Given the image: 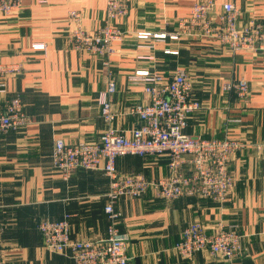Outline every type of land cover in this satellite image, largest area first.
I'll list each match as a JSON object with an SVG mask.
<instances>
[{
    "label": "crops",
    "instance_id": "crops-1",
    "mask_svg": "<svg viewBox=\"0 0 264 264\" xmlns=\"http://www.w3.org/2000/svg\"><path fill=\"white\" fill-rule=\"evenodd\" d=\"M108 0H24L18 10L0 15V62H21L23 71L7 78L0 106L15 94L29 118L18 131L0 134V225L6 264H74L68 254L49 251L38 228L42 219H62L68 213L72 238H103L109 223V178L102 170L78 169L67 180L52 167L55 137L69 143L98 140L107 124L101 117L99 96L112 77L117 85L112 108L114 126L129 132L139 124L131 108L147 102L142 83L130 82L137 70L154 69L171 76L186 69L194 98L201 108L188 118L185 132L205 139L236 137L264 140V55L231 52L209 37L155 39L171 32L177 20L190 14L196 0H121L127 14L119 20L126 31L115 43L109 65L101 58L74 49L68 38L69 12L82 13L83 24L99 28L105 22ZM233 1L246 20L264 15V0ZM116 22V21H115ZM150 34L139 38V33ZM43 46H36L41 45ZM169 50V51H167ZM110 72V76H109ZM245 78L250 98L240 100L223 84ZM169 157L123 154L121 173L157 178L169 173ZM191 164L183 169L189 173ZM234 185L223 203L208 197L183 195L168 200L149 189L140 197H121L119 229L127 237L132 264H264V159L246 146L229 159ZM194 221L206 232L219 223L242 235V250L233 260L197 252L182 258L173 246Z\"/></svg>",
    "mask_w": 264,
    "mask_h": 264
},
{
    "label": "built area",
    "instance_id": "built-area-1",
    "mask_svg": "<svg viewBox=\"0 0 264 264\" xmlns=\"http://www.w3.org/2000/svg\"><path fill=\"white\" fill-rule=\"evenodd\" d=\"M24 0H0V15H9L23 5ZM128 12L121 0H108L105 22L99 28H88L78 10L69 12L68 38L74 49L96 56L109 65V56L115 52V43L123 40L126 31L118 23ZM116 21V22H115ZM150 34L139 33V38ZM209 37L231 52L240 50L264 55V15L243 18L241 9L233 1L196 0L188 16L177 20V28L171 32L154 33L153 38ZM36 45V46H43ZM169 51V50H167ZM23 71L21 62H0V93L7 91V78ZM110 76V72H109ZM130 82L142 83L148 101L134 105L130 113L139 118V124L128 133L114 126L116 112L112 108L113 94L117 91L111 77L108 88L99 96L101 117L107 127L98 140L69 143L63 137H55L51 153L52 167L65 180L73 172L102 170L109 178V190L104 211L109 223L103 238H72L70 217L42 219L38 228L45 247L56 253L68 254L74 264H132L127 253L125 234L119 229L121 213L115 209L121 197H140L152 189L159 196L172 200L183 195L208 197L223 203L234 185L229 172L230 157L246 146L254 147L264 159V140L246 142L236 137L205 139L185 132L190 115L201 108L194 98L189 72L178 67L171 76L154 69L137 70L128 76ZM242 100L250 98V84L245 78L223 84ZM29 118L23 110L18 94L0 106V134L18 131L27 125ZM123 154L143 157H169V173L148 179L139 173H121L116 159ZM191 164V171L183 166ZM0 264H6L1 241ZM242 235L233 228L219 223L217 229L206 232L200 221L188 224L173 250L182 258L191 259L197 252H207L210 257L233 260L242 250Z\"/></svg>",
    "mask_w": 264,
    "mask_h": 264
}]
</instances>
